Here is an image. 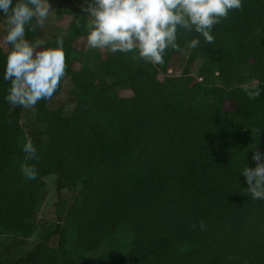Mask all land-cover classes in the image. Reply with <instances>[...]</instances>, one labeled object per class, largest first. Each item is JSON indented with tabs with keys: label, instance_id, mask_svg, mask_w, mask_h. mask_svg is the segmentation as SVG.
<instances>
[{
	"label": "trees",
	"instance_id": "trees-1",
	"mask_svg": "<svg viewBox=\"0 0 264 264\" xmlns=\"http://www.w3.org/2000/svg\"><path fill=\"white\" fill-rule=\"evenodd\" d=\"M87 2L52 0L44 28H26L45 47L62 35L67 63L34 109L5 99L11 45L0 13V264H264V200L247 194L242 173L264 153V0L229 10L211 45L178 28L182 51L169 47L155 65L88 48ZM252 82L255 99L242 88ZM27 139L38 159H27ZM51 177L55 200L38 227ZM114 240L100 260L81 255Z\"/></svg>",
	"mask_w": 264,
	"mask_h": 264
},
{
	"label": "clouds",
	"instance_id": "clouds-1",
	"mask_svg": "<svg viewBox=\"0 0 264 264\" xmlns=\"http://www.w3.org/2000/svg\"><path fill=\"white\" fill-rule=\"evenodd\" d=\"M241 7V0H89L83 7L90 17L86 46L113 53L136 51L145 62L163 64L166 49L182 51L176 42L178 28L195 31L211 45L215 41L213 26L226 18L229 10ZM51 9L48 0H16L15 4L13 0H0V13L6 17L4 43L11 45L4 74L5 81H10L5 99L13 106L34 109L39 101L51 100L65 76L62 35L57 37L55 47H45L44 40L31 42L25 38L26 28L31 32L44 28ZM187 47L199 48L200 40L191 39ZM242 88L249 99L260 96L257 82L245 83ZM256 131L259 134L260 129ZM23 151L29 160L39 158L31 139L26 140ZM252 159L256 167L242 171L247 194L253 200H264V153L254 151ZM21 171L27 180L37 179L34 165H22ZM199 227L204 230L205 222L200 221Z\"/></svg>",
	"mask_w": 264,
	"mask_h": 264
},
{
	"label": "rangeland",
	"instance_id": "rangeland-1",
	"mask_svg": "<svg viewBox=\"0 0 264 264\" xmlns=\"http://www.w3.org/2000/svg\"><path fill=\"white\" fill-rule=\"evenodd\" d=\"M50 6L52 3V0H48ZM52 8V6H51ZM52 9L50 10V14H51ZM3 26H0V29H2ZM1 31V30H0ZM202 62L198 61L195 65V67L193 68V73L195 75L198 74L199 68L201 66ZM92 66L96 69L99 68V65L97 63H92ZM242 70L245 72L247 70H249V68L247 67H243ZM48 186L44 195V201H43V208L40 210V212L38 213V216L35 218V222L37 224V226L39 227L41 225V222L43 221V211L44 209H46L49 205H51V203L55 200V194H56V189H55V184H54V179L53 177L49 178L48 180ZM9 235H4L3 238L7 239L9 238ZM121 237V234L118 236ZM37 239V236L35 235L34 237H32L30 239V241L32 243H34ZM117 242L118 240H114L112 241L110 244L103 246L102 248H100L98 251L94 252V253H83L81 254L82 257H84L85 259L89 260V261H97L100 260L102 258H104L105 256L111 254L115 247L117 246Z\"/></svg>",
	"mask_w": 264,
	"mask_h": 264
}]
</instances>
